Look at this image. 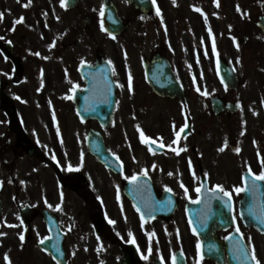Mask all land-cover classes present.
<instances>
[{"label":"flooded vegetation","instance_id":"obj_1","mask_svg":"<svg viewBox=\"0 0 264 264\" xmlns=\"http://www.w3.org/2000/svg\"><path fill=\"white\" fill-rule=\"evenodd\" d=\"M248 3L68 0L62 7L60 0H31L24 7L29 0H0V87L5 96L0 101V233H4L0 235V252L4 258L7 254L11 264H57L39 245L50 235L45 221L49 216L57 219L64 231L66 264H125L129 245L141 254L152 250L153 236L148 234L153 233V221L167 264H172L163 239L168 232L179 236L178 247L193 254L194 262L186 255L188 264H215L200 258L197 239L183 234L173 222L180 223L182 205L196 200L202 174L210 188L219 184L232 193L238 222L237 203L242 193L233 188L245 186L242 177L249 166L256 174L262 170L264 32L258 19L264 16V2L256 6ZM102 4L114 5L127 26L115 39L104 33V22L101 27ZM20 17L23 22L14 24ZM155 55H161L167 63L164 66L175 75L178 86L174 87L180 90V97L158 95L146 81L145 62ZM218 57L232 67L235 85L215 81ZM109 61L117 84L116 108L131 113L133 133L149 118L140 129L165 145L159 151L109 150L121 161V171L106 168L89 150L68 145L89 128V121L76 114L72 99L73 91L88 85L81 69L85 66L98 72L100 65ZM141 89L146 91L139 93ZM213 97L223 100L227 108L208 120L201 114V106L210 110ZM42 108L48 116L40 114ZM186 123L188 128L178 145L185 150L176 155L167 145L172 143L173 132ZM41 131L51 135L53 147L33 146L31 141L25 144V137L34 138ZM207 146L216 150H206ZM219 147L225 150L221 152ZM133 175L143 177L142 187L153 185L160 198L171 189L178 204L175 213L159 222L152 218L142 222L125 191ZM228 232L219 233L224 237ZM100 252L110 255L104 258ZM77 253L81 260H73Z\"/></svg>","mask_w":264,"mask_h":264},{"label":"water","instance_id":"obj_2","mask_svg":"<svg viewBox=\"0 0 264 264\" xmlns=\"http://www.w3.org/2000/svg\"><path fill=\"white\" fill-rule=\"evenodd\" d=\"M108 31L115 32L113 21H110L111 18H113V12L108 10ZM113 14V15H112ZM227 71L225 67L222 69V77L225 80L226 79ZM154 87L162 92L161 88L159 87V83H155ZM101 94L104 96V101H101L99 103L98 108L94 109V106L89 105L88 111L84 109L83 107H80V110L82 109L85 112V115H88L89 117H98L100 119L107 118L111 112L112 108L111 105L113 103L114 97L112 96V88L110 89L109 81L106 80V86L104 90L102 89ZM88 144L91 150H93L100 158H103L106 156V153H104L103 150H106L102 138L96 134L95 132H91ZM252 183L249 185L251 186ZM247 202L245 205V209L242 211V216L245 224L249 227L253 226L256 229L260 230L264 233V196L259 192L258 186L255 184V187H250V190L246 192ZM136 197V198H135ZM132 198L135 199V201L138 204L137 201V195H133ZM139 206V204H138ZM140 207V206H139ZM195 209L191 207V209L188 211L189 219L191 220V224L193 228H195L196 232H198L201 237L203 238V250H207V252L211 255L213 259L216 261H220L221 258L217 257V253L214 252V250H217L220 248V244L218 243L216 237L212 235V232L214 231L215 226H211L209 232L208 225L211 223H218L222 224V226H225L228 222L227 218L218 215L219 210L217 209L215 214L211 215L210 217L206 216H198L196 214ZM215 211V210H214ZM160 213V212H159ZM221 226V225H220ZM227 226V225H226ZM228 249L232 255L230 254L229 263L230 264H254L253 261H251L250 256L249 258H245L241 255V253L238 251L239 248L243 247L246 249V245L243 240L241 239H228L227 242ZM55 255H58L57 252H53ZM135 258L131 254H129V263L133 264Z\"/></svg>","mask_w":264,"mask_h":264},{"label":"snow or ice","instance_id":"obj_3","mask_svg":"<svg viewBox=\"0 0 264 264\" xmlns=\"http://www.w3.org/2000/svg\"><path fill=\"white\" fill-rule=\"evenodd\" d=\"M60 2H61V6H62V7H66V6H67V2H68V0H60ZM153 2H154V0H153ZM214 2H217V4H218V0H214ZM30 3H31V0H29V4H25V5H23V6H24V7H28V6L30 5ZM173 3H175V0H173ZM195 10L198 11V12H199V11H202V10L199 9V8H196ZM237 10H238V11L240 10L238 5H237ZM45 15H46V13H45ZM99 15H100L101 17H104V15H105V5H104V4H102L101 7H100V9H99ZM157 15H160V12H159V9H158V8H157ZM2 19H3V13H0V20H2ZM205 19H206V17H205ZM22 22H23V17H20L19 19H17V20L14 21V24H15V23H22ZM101 27H102V29H103V21L101 22ZM13 30H14V29H13ZM104 30L107 31L106 29H104ZM209 31H210V30H209ZM109 35H111V33H109ZM112 38L115 39V36H112ZM49 47H54V44H53V45H49ZM212 50H213V52H215V42H214V40H213ZM35 55L39 56L40 53L37 52V53H35ZM45 59H47V57H45ZM81 63H83V61H81ZM108 63L111 64V61H109ZM121 87H123V85H121ZM129 89L131 90V75H129ZM73 90H74V89H73ZM197 91H200V89L197 88ZM204 94L207 95L206 92H205ZM17 98L19 99V97H17ZM69 98H70V97H69ZM254 114H255V113H254ZM186 127H187V124H185L183 127H181L180 130H179L178 132L175 133L177 139H176V140H173L171 144H168V145H167V147H168L169 149H171V151L174 152L176 155H179V153H180L181 151H184L185 149H184V148H179V149L174 148V147H172V144L177 143V140L180 138V133L183 132L184 129H185ZM137 129H138V131H139V135H140V140H141V142L144 143V144H148V145H150V147H149V151H153L152 145H155V141H151L150 138L147 137V136L144 134L143 130L140 129V126H139V125H137ZM225 143H227V141H226ZM159 147H160V148L165 147V145L163 144L162 141H161ZM224 150H225V149H224L223 147H221V148L219 149V151H221V152H223ZM235 151H236L237 153H239V152H240V149H239V148H236ZM153 154H155V152H153ZM117 159H118V158H117ZM261 165H262V170H261L258 174L253 173L251 167H250V166L248 167L247 172H248V175L251 176V178H252V185H251V186H247V185H248V177H247V176H244V177H242V180L244 181V185H245V186H238V187H237V186H234L233 190L235 191V193L240 194V193H242V192H248V191L250 190V187H255V183H256V181H264V160H261ZM153 168H155V165H153ZM69 170H72V169H71V165H69ZM143 174H144V175H147V170H145ZM169 175H172V173H169ZM205 175H207V174L205 173ZM131 180L135 181V180H137V177H136L135 175H133V176L131 177ZM0 185H2V182H0ZM181 187H184V185H183L182 183H181ZM200 190H201V189H200L199 187L196 188V191H197L198 193L200 192ZM168 191H171V189H168ZM209 191L212 192L214 196H218V194H222L223 197H227L228 199L224 201V204H225V205H229V204H230V200H231V195H232V193H231L230 191L226 190L222 185L217 184V185H215L214 188L210 189ZM61 195H62V194H61ZM185 195H187V189H186V188H185ZM57 207H59V206H57ZM137 211L139 212L140 209L137 208ZM233 219H235V217H233ZM141 221H142V222L144 221V216H143V215H141ZM189 222L191 223V220H190ZM109 223L114 224L115 221H111V220H110ZM9 227H13V225H9ZM195 231H196V230H195V228H194V229H193V232L195 233ZM236 231L239 232V228H237ZM128 234H129L130 237L132 236L131 231H129ZM0 235H4V233H0ZM148 235H149V237L151 238V236L154 235V232H153V233H149ZM225 239H229V237H225ZM20 240H21V241L24 240V236H23V234H20ZM249 241H250V238H249ZM40 242L43 243V240H41ZM131 242H132V243H135L134 238L131 240ZM53 247H55V245H53ZM200 247H201V245H200L199 242H198V243H197V250H198V252H199V250H200ZM238 251H239V252L241 253V255H242L243 257H245V258H249V256H250V259H251V261L254 262V264H261L260 260L257 259L256 255H255V250H254V248L252 249L251 254H249V251H248L247 249L243 248V247L239 248ZM150 252H151V248H149V253H150ZM180 256H181V257L183 256L182 251H181V253H180ZM144 258L147 259V257H144ZM53 259L55 260L56 257L53 256ZM161 259H162V258H161ZM5 260L8 261V264H11V262H10V260H9L7 254H5ZM171 261H172V264H177V255H176V254H173V255H172V257H171ZM57 264H60V262H59L58 260H57Z\"/></svg>","mask_w":264,"mask_h":264},{"label":"rangeland","instance_id":"obj_4","mask_svg":"<svg viewBox=\"0 0 264 264\" xmlns=\"http://www.w3.org/2000/svg\"><path fill=\"white\" fill-rule=\"evenodd\" d=\"M248 2L254 3V5L256 6V4H258L259 2H262V0H248ZM108 48H109V51L112 52V45L109 44ZM49 65H50V63L48 64V67H50ZM41 73H43V72H41ZM40 77H41L40 82L43 83L44 75L43 76L41 75ZM142 90L143 89H141L139 91V93H141ZM144 92L145 91L143 90L142 93H144ZM160 105H162V104H160ZM123 109L124 108L122 107V109H121L122 117H121V121L119 122V123H121L120 126H118V128L115 127L114 131H112L111 134L108 133L109 142L112 145H114L117 148V150H147L144 143H142L140 140V135L138 137V141H137V139H135L134 143H133L134 146L132 145V138L130 139L129 136H127V132L129 130H130V132L132 131V129H131L132 122L130 119H128L127 123L124 122V120L126 118H129L128 115H131V113L128 114L127 111L122 112ZM42 110H44V111L41 112L40 114L48 116L47 109L42 108ZM201 114L204 115L206 117V119L209 120V115H208V113H206V111H204V112L202 111ZM142 121H143L142 123H139L140 128L147 125L149 118L146 117ZM204 132L202 134H204ZM84 135L85 134H83V133H79L76 138H72L73 141L69 145H71V146L76 145L79 149H84L85 148ZM36 136H37V140L41 143V145L45 146L46 148H49L53 145V139L50 137V135L48 133H43L41 131V133L36 135ZM208 136H209V139H211L212 134H208ZM222 137H223V135H221L220 140L222 139ZM215 139H216V137H215ZM207 148L208 149H206V150H216V148H213V147L209 148V146H207ZM219 149H220V147H219ZM245 235H246V238L248 241V245H250V247L254 248L255 250L258 247L259 250L264 251V238L259 236L254 230L246 231ZM249 238H250V241H249ZM175 243L176 242L174 241V239L169 237V248L174 247ZM100 253H101V255L104 254V258H106L108 255H110L109 252H100ZM1 263H2V259L0 257V264Z\"/></svg>","mask_w":264,"mask_h":264}]
</instances>
